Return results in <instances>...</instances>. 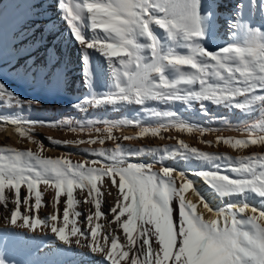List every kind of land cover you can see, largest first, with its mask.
<instances>
[{"label":"snow or ice","instance_id":"obj_1","mask_svg":"<svg viewBox=\"0 0 264 264\" xmlns=\"http://www.w3.org/2000/svg\"><path fill=\"white\" fill-rule=\"evenodd\" d=\"M63 19L82 49H91L105 58L110 69V89L100 96H93V106L125 105L144 106L148 101L163 104L183 102L191 106L198 102L207 114L205 102L226 109L253 112L257 106L264 111V25L253 27L257 12L264 20V0H240L227 21L226 43L209 51L201 44V0H74L71 5L60 0ZM210 10L205 15H211ZM86 21L94 34L86 40L81 34V23ZM162 32L157 33L155 28ZM215 30V22H213ZM85 73L88 69L85 68ZM261 93V94H258ZM9 93L0 84V98ZM14 100L15 98L11 97ZM169 118L156 127L141 126L139 121H106L104 128H94L88 122L87 131L107 133L87 141H51L52 143H99L116 140L114 129L126 125L139 127L138 136H158L162 130L175 128L180 132L215 131L194 126L184 121L172 120L170 111L151 113ZM8 117H0V122ZM11 123L21 137L32 139L31 130L36 126H59L58 122L20 121ZM64 121L63 124H67ZM72 131H77L72 128ZM84 131V127H80ZM246 138L217 137L232 149L250 145H264V122L247 124L237 129ZM136 137H124L134 139ZM94 158L73 163L67 158H45L39 152L0 148V200L7 201L6 186L15 190L16 209L10 212L8 222L29 230L39 226L49 227L56 221L51 215L46 223L20 210V188L35 194V206L42 203L41 183L55 189L57 201L66 195L63 226L51 224V231L63 242L71 237L88 239V247L101 253L110 264H264V154L233 159L226 155L200 151L183 141L177 146L163 148H125L116 144L113 149L82 150ZM151 156L149 163H134L131 158ZM196 160L202 166L197 170L179 172L164 166V161ZM160 163L159 170L154 165ZM233 173L234 176L228 173ZM201 179L220 199L219 207H212L197 191L187 177ZM105 178L111 182L109 187ZM118 178V180H117ZM179 181V185H177ZM116 188L118 195L108 213L124 234V244L118 243L110 229L103 234L102 225L96 223L88 231L77 227L76 218L84 215L74 209L78 201L74 190L87 192L85 202L94 204L97 221L106 214L101 211L103 189ZM191 190L211 218H205L197 203L187 199ZM237 199L233 200L232 198ZM228 202L224 203V199ZM250 200H258L257 204ZM176 202L178 216L175 215ZM22 203L29 205L26 196ZM73 219L70 221V211ZM26 209L25 212H29ZM249 212L251 214H249ZM122 217H126L121 220ZM93 224V214L86 217ZM71 223L70 233L66 228Z\"/></svg>","mask_w":264,"mask_h":264},{"label":"bare ground","instance_id":"obj_2","mask_svg":"<svg viewBox=\"0 0 264 264\" xmlns=\"http://www.w3.org/2000/svg\"><path fill=\"white\" fill-rule=\"evenodd\" d=\"M64 2L71 5L74 0H64ZM239 2L240 0H201L202 8L200 11L203 32L201 43L209 51H213L216 47L223 46L226 43L234 42L228 39L229 29L227 21L236 10V5ZM258 2L259 0H257ZM59 3L60 0H0V73L23 85L29 92H38L50 97H55L68 91L75 97L79 95L82 97L98 96V91L102 90L104 85H107L108 88L111 86L109 66L105 58L93 50L95 53L96 71L99 76L97 83L90 75V69L85 64L82 54L79 55V53L74 56L80 49L83 52V49L78 42L75 43L72 40L70 29L65 24L66 20L62 18L64 13L60 9ZM206 10H210L212 14L205 15ZM213 22H215V30H213ZM262 25H264V20L261 19L260 13L257 12L252 20V26ZM85 27L86 33L91 39L94 34L89 29L86 21ZM153 27L155 28V26ZM155 31L162 35L159 28H155ZM73 53L75 54L73 55ZM85 68L88 69L87 73L84 71ZM258 94L261 93L258 92ZM205 104L208 109L207 114L201 111V106L198 102H193L189 106L179 101L168 103L167 109H162L161 112H173L176 115L170 118L172 120L184 121L194 126L215 131H206L201 134L195 131L192 133L180 132L175 128H171L162 130L155 137L138 136L139 127L136 125H126L115 129V131L122 138L136 137L134 139H125L127 143L132 145L146 144L149 147H158L163 146L165 143H172L178 147V141H183L189 147H195L200 151L222 154L233 159L250 156L254 153L264 154V145H250L244 149H232L230 146L225 145L222 140H217V137L246 138L237 129L247 124L264 122V111H261L259 106L249 114L240 109H226L210 102H205ZM153 105H155V102H148V109ZM130 111V115L136 119L134 121H139L141 126L156 127L162 123H167L169 119L158 122L154 118L149 117V113L144 112L141 107L137 106L132 107ZM126 113L127 111H123L122 115H126ZM10 126L12 125L8 123L3 124V131L0 132V137L16 141L17 135ZM72 126L76 128V123H73ZM44 143L53 149V145H49L47 142ZM152 159L151 156L147 155L146 157L136 158L133 161L149 163ZM164 166L175 168L179 172L207 167L202 166L200 162L194 159L175 162L168 160L164 163ZM154 167L158 171L161 164L156 163ZM229 175L234 176L230 172ZM187 178L193 182L195 191L201 194L212 207L220 206V199L201 179L191 174ZM177 185H179V181H177ZM103 192L101 211L106 215L97 221L94 217V204L85 202L86 190H74V197L80 201L74 205V209L84 214L76 218L77 227L82 231H88L90 227L99 223L102 225V229H98V232L101 233V243H103V234L110 229H115L113 234L117 237L118 243L124 244L122 229H119L115 224L114 216L108 213V209L115 205L117 196H112L104 190ZM11 193L14 195L15 191ZM185 195L187 199L197 203L198 210L203 212L205 218H211V213L203 208V205L198 202V198L192 194L191 190H188ZM50 197L42 200V203L45 204L43 207L45 208L44 211L52 210L50 214L49 212L46 213L47 217L57 214L61 199L67 200L66 195H61L58 202L55 192ZM232 199L235 200L237 198L233 197ZM227 202L228 198H225L224 203ZM249 202L259 206L258 200H250ZM61 205L63 204L61 203ZM173 207L176 208L175 201L173 202ZM69 211V219L71 221L73 219V209L70 208ZM89 213L93 214L92 225H89L85 219ZM249 214L251 213L249 212ZM175 215L178 216V208H176ZM125 218L122 217L121 220ZM42 222L46 223V221ZM52 223L57 224V226H63L64 220L57 218L54 222L49 221V227L47 228L42 225L34 231L30 230L32 232L47 231L54 236V239L45 240L38 251H31V249L29 251L25 247L23 248V241L19 243L17 240L8 239L7 244H9L10 251L17 253V251L21 250L20 264L21 262L22 264L24 262L27 264H110L101 253L93 252L88 247L91 242L90 235L88 239L80 237V243H77V237H71L68 242H63L51 231ZM0 225L10 229L11 224L3 219ZM11 226L16 227V225ZM71 227L72 224L69 223L66 228V234L70 233ZM20 229L29 230L22 227ZM26 234L30 233L26 232ZM120 264H125V262L120 261Z\"/></svg>","mask_w":264,"mask_h":264},{"label":"rangeland","instance_id":"obj_3","mask_svg":"<svg viewBox=\"0 0 264 264\" xmlns=\"http://www.w3.org/2000/svg\"><path fill=\"white\" fill-rule=\"evenodd\" d=\"M66 26L67 22H65ZM69 27V26H68ZM70 29V28H69ZM71 33V31H70ZM81 34L86 39L89 40L86 33L85 21L81 23ZM72 35V33H71ZM72 40L77 43V41L73 38ZM203 46L204 44L201 43ZM74 52V50H73ZM77 52V51H76ZM80 53V54H79ZM75 53H73L74 55ZM81 55L85 61V64L90 69V75L95 81L98 83L99 76L96 71V61H95V53L91 49H81L77 52L76 55ZM0 84L5 86V89L10 95V98L4 96L0 98V117H8L7 121L0 122V132L3 131V124L8 123L11 129L16 133L17 140L14 142L13 140L7 138L0 137V148H13L20 151H32L34 153L39 152L45 158H67L71 160L73 163L83 162L86 158L88 160L93 159L94 157L85 154L82 150L86 148L91 149H113L115 148L116 144H121L125 148H163L165 146H176V144L172 143H165L163 146H155L149 147L148 145H132L131 143H127L121 135L116 134L115 129L112 132V135L116 137V140H105L103 145L99 144L98 142L95 144H88V143H69V144H56L52 143L51 141H71V142H78V141H87L90 138H97L99 135L106 136L107 133H96L92 131L89 133L86 129L88 127V122L91 121L94 124V128H104V122L106 121H134L136 120L131 114L132 107H141L144 112L149 113L148 116L154 118L158 122L167 120L168 118L164 117H156L151 115V113L161 112L162 109H167V104L160 103L158 101H148V102H155L150 109H148L147 105L148 102L144 106L131 104L125 105L123 107H119L117 109H113L111 106H93L90 103H85L86 101H90L92 97H82V96H73L71 92L61 93L55 97H50L38 92H29L27 91L23 85L13 81L9 76L0 73ZM102 90H99L97 95H103L104 92L106 93L110 88L107 85L102 87ZM102 92V93H101ZM11 97L15 98V102ZM129 109V110H128ZM123 111H127L126 115H122ZM130 111V112H129ZM13 119L20 120V121H50V122H58L59 126H36L31 130L32 139H28L27 137H21L15 129V126L11 123ZM64 121H67V124H63ZM73 123H76L77 131H72ZM70 125V126H68ZM80 127H84V131H80ZM151 136V135H148ZM3 139V140H2ZM44 142H47L49 145H53V149L49 146H46ZM57 148V149H56ZM147 155H141L139 157L131 158V162L140 163L133 161L136 158L146 157ZM168 161V160H166ZM164 161V163L166 162ZM160 164V163H159ZM154 170L155 169L154 167ZM229 174V173H228ZM105 183L110 187L111 182L105 178ZM37 190L42 193L41 200L47 199V197L51 198L50 195L53 194L55 189L49 185H45L41 183L37 186ZM108 193L107 188L103 189ZM112 196H117L118 190L116 188L111 189ZM15 191L10 189L6 186L5 189V196L10 197L7 201L0 200V223L3 219L8 221L10 217L11 209L15 210L16 200L15 194L11 193ZM114 193V194H113ZM9 195V196H8ZM20 210L22 214H30L32 216H37L38 218L42 219V221L47 220V212L49 214L52 212L51 209L49 211H44L45 208L43 203L39 207L35 206V194L29 193L27 190V186L22 184L20 188ZM29 198V205H24L22 203L25 197ZM59 202V200H58ZM65 199H61L58 207V212L56 214L57 218L63 220V210L66 207ZM12 205H11V204ZM61 203L63 205H61ZM14 207V208H13ZM29 212H25L26 209H29ZM34 210H33V209ZM36 209V210H35ZM34 213V214H33ZM11 224V223H10ZM12 225V224H11ZM10 225V229L0 225V264H20V251L17 253L10 251L9 244H7L8 239L10 240H17L24 242L23 248L25 247L30 251H38L45 240L54 239V236L47 231H35L32 232L26 229H20L19 226L13 227ZM42 226V225H41ZM40 228V227H39ZM29 232L30 234H26ZM43 232V233H42ZM7 235V236H6ZM52 235V236H51ZM17 262V263H16ZM22 264V262H21ZM24 264H27L24 262Z\"/></svg>","mask_w":264,"mask_h":264}]
</instances>
